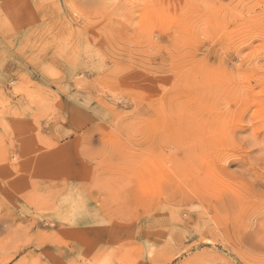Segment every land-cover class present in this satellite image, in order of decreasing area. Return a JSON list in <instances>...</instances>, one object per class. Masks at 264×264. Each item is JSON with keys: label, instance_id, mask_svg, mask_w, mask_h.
Wrapping results in <instances>:
<instances>
[{"label": "rangeland", "instance_id": "374dc122", "mask_svg": "<svg viewBox=\"0 0 264 264\" xmlns=\"http://www.w3.org/2000/svg\"><path fill=\"white\" fill-rule=\"evenodd\" d=\"M0 264H264V0H0Z\"/></svg>", "mask_w": 264, "mask_h": 264}]
</instances>
